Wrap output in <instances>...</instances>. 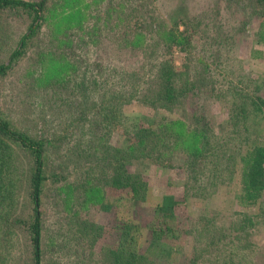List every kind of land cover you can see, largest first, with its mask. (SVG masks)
<instances>
[{
	"label": "rangeland",
	"instance_id": "rangeland-1",
	"mask_svg": "<svg viewBox=\"0 0 264 264\" xmlns=\"http://www.w3.org/2000/svg\"><path fill=\"white\" fill-rule=\"evenodd\" d=\"M260 12L255 0H46L39 35L0 75L1 118L44 144L40 264H106L117 219L148 225L158 205H173L175 237L149 250L154 264H264V196L237 200L238 153L264 138V119L244 121L239 107L264 97ZM28 23L21 9L0 11V64ZM164 60L179 74L173 102L154 97ZM9 149L0 264H32L31 162ZM118 154L144 183L139 205L109 186ZM243 212L255 225L236 232ZM83 223L99 228L83 234Z\"/></svg>",
	"mask_w": 264,
	"mask_h": 264
},
{
	"label": "trees",
	"instance_id": "trees-1",
	"mask_svg": "<svg viewBox=\"0 0 264 264\" xmlns=\"http://www.w3.org/2000/svg\"><path fill=\"white\" fill-rule=\"evenodd\" d=\"M255 2L258 6H260V15L264 16V0H255ZM45 3L46 0H0V11L21 9L26 12L29 18L26 30L16 42V46L13 51L9 54L7 63L2 62L0 64V75L4 74L6 70L9 69L11 61L20 54V51L27 47L29 43H32L39 35V30L42 26ZM137 24L135 23V32L140 33L145 24ZM173 33L174 32L169 34L170 39H172V41H177V44L182 42L181 39L177 40V36ZM255 35V41L264 46L263 19L260 21ZM144 48L146 49V46H144ZM261 53L264 54V52H260V54ZM158 68V76L160 79L158 80V86L156 84L157 90L154 96L155 100L173 102L178 94L177 92L175 94L174 81L179 78V74L166 60L161 61ZM179 93L182 94V91L179 90ZM243 95L241 98H243ZM244 97L248 98L247 102L249 104L248 106H245L244 104L239 106L242 119L245 121L252 115V117L256 120V122H254L256 125L258 121L264 119V97L260 95L252 96L250 94H245ZM147 132L148 131L146 129L139 130L143 139H146ZM7 139H9V141H6ZM143 139L140 138L138 140V144L142 142ZM10 145L16 146L30 158L31 165L29 168V184L32 207L30 219L27 220V226L31 240L32 264H40L41 213L39 211V201L42 194L43 182L45 180L46 162L44 157V144L42 141L35 139V137L27 134L26 132L17 130L11 125L10 121L1 118L0 116V187L4 184L2 178L3 175L1 174L7 171L13 162V152H10ZM139 151L142 150L139 149ZM191 154L192 157L190 158L194 161L197 158V155L194 152ZM238 155L240 188L237 200L242 207L246 208L257 204L260 205L263 203L260 202V200L264 196V138L259 140L252 139L249 142L247 141L245 149L238 153ZM111 160H113L114 163L112 165V175L111 181H109V186H113L117 190L121 191L125 200H133L135 205L141 204L144 200V183H142L143 181L139 179L137 172L134 173L128 168L127 164L130 161H127V159L122 157L120 154L112 157ZM13 182L14 181H11L6 184L5 191L7 194L9 191L12 193V187L10 184ZM261 208V212L264 215V207L261 206ZM173 209V205L156 206L155 217H153L151 223L144 226L139 223L132 222L129 217L119 218V223L117 219V223L112 226L116 228L117 232L119 231V235L115 247H109L106 249L107 252H104L105 263L154 264L150 258L151 255L149 250L154 248V245L160 239V236H164L165 234H169L171 236L174 235V229L170 225V221H167L168 216L166 215H171L170 213L173 212ZM4 217L5 214H3V218ZM237 224L238 225L235 228L236 232L253 228L255 222L252 220V216L246 215L245 212H243L239 217ZM94 228L97 229L99 227L93 224L88 226V223L81 224V231L83 234H86L88 230ZM173 237H175V235ZM160 247L163 250L169 249L165 246Z\"/></svg>",
	"mask_w": 264,
	"mask_h": 264
}]
</instances>
